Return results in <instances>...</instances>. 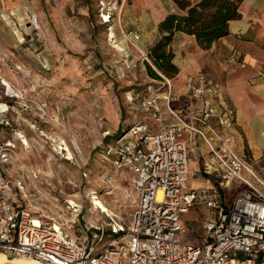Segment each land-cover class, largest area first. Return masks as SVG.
<instances>
[{
    "label": "rangeland",
    "instance_id": "374dc122",
    "mask_svg": "<svg viewBox=\"0 0 264 264\" xmlns=\"http://www.w3.org/2000/svg\"><path fill=\"white\" fill-rule=\"evenodd\" d=\"M142 1L0 0V149L9 157L4 165L12 183L22 185L17 197L29 209L64 221L72 217L67 205L74 200L87 221L98 209L97 190L109 213L130 218L133 184L103 150L108 135L135 121L141 95L154 82L152 71L158 73L152 54L164 33ZM244 2L246 32L210 48L192 36L174 44V37L171 47L173 61L196 65L187 74L205 70L219 81L238 112L237 148L264 179V142L251 125L253 119L264 123V8L246 9ZM129 31L140 38L126 36ZM233 55L234 63L228 60ZM174 77L183 95L178 81L186 75L179 68ZM191 103L182 96L176 107L186 111ZM110 174L113 183L106 180ZM241 191L231 189L229 201ZM211 214L202 206L183 214L182 240L205 241Z\"/></svg>",
    "mask_w": 264,
    "mask_h": 264
},
{
    "label": "built area",
    "instance_id": "2783aa9c",
    "mask_svg": "<svg viewBox=\"0 0 264 264\" xmlns=\"http://www.w3.org/2000/svg\"><path fill=\"white\" fill-rule=\"evenodd\" d=\"M126 36L140 38L136 31ZM125 61L133 62L128 51ZM158 73L141 95L135 121L104 144L105 159L133 184L130 218L98 208L86 221L74 200L64 221L29 209L0 149L1 253L46 264H124V258L129 264H264V179L233 144L235 110L222 100L216 78L201 70L183 84V93L199 104L183 112L175 106L181 94L174 77ZM194 135L207 147L200 171L213 178L200 188L188 183L198 172L190 167ZM106 180L113 183L114 175ZM233 188L242 191L229 201ZM197 206L212 213L205 241H183L182 215Z\"/></svg>",
    "mask_w": 264,
    "mask_h": 264
},
{
    "label": "trees",
    "instance_id": "16d2710c",
    "mask_svg": "<svg viewBox=\"0 0 264 264\" xmlns=\"http://www.w3.org/2000/svg\"><path fill=\"white\" fill-rule=\"evenodd\" d=\"M242 1L176 0L178 10L168 13L159 21V29L164 34L155 45L152 54L158 70L169 77H174L179 72V66L173 61L175 54L171 47L177 32L194 35L202 48H210L216 40L228 35L231 32L230 22L242 17L240 10ZM152 74L153 78L160 77L159 73L154 71ZM122 130L114 136L108 135L105 143Z\"/></svg>",
    "mask_w": 264,
    "mask_h": 264
},
{
    "label": "crops",
    "instance_id": "0c3cea01",
    "mask_svg": "<svg viewBox=\"0 0 264 264\" xmlns=\"http://www.w3.org/2000/svg\"><path fill=\"white\" fill-rule=\"evenodd\" d=\"M142 2L145 4L144 10H145L146 13H151V14L156 15L158 17L157 18L158 19L157 22L160 21L162 18H164L168 13L178 10V6L176 4V0H143ZM261 3H262V0H245L244 7L246 9L247 8L250 9V8H254V7H262V8H264V4H262V6H260ZM244 14H245V12H244ZM249 28H250V20L247 17V15H244L242 19L240 18V19H237V20H232L230 22L231 33L226 35V36H223V37L219 38L218 42L221 43V42L228 41V40L232 39L233 33H243V32H246ZM190 36H192L193 39L196 41L194 35H189V34H186L184 32L179 31V32H177L175 34V42H174V44L175 43H179L180 41H188V40H190ZM231 57H234V55L231 56ZM174 62L180 68V76L186 75V78L183 80V82L182 81L180 82V80L178 81L179 85H181V83H182V86H180V87L183 89V84H184L185 80L187 79V77L190 76V75L196 74L199 71L197 70L194 73L187 74L189 72L195 71L196 70V65L192 66L189 62L188 63L187 62L183 63L180 59H175ZM181 63H182V66H181ZM208 73H210V72H208ZM211 75H213V74H211ZM174 81H175V77H174ZM218 83H219V81H218ZM219 85H220V83H219ZM175 88L178 91V86L176 85V82H175ZM182 96H183V98H189L192 101L191 105L188 106L189 109L191 107L199 104L198 100H196V99H194L192 97L186 96L184 93H183V95H181V97ZM221 97H222V100H224V102L226 103V105H228L229 107H231V108H233L235 110L236 122H235V125L233 127V135H234L233 144H234L235 148L237 149V151L239 152V150L237 148V143H236V132H237V128L236 127H237V125H240L239 119H238V112H237V109H235L233 103L231 102L229 96L223 91V89H222V92H221ZM176 102H175V106H176ZM177 109H179V108H177ZM189 109H187L186 111L182 110V109H180V110H182L183 112H188ZM169 121H171V118L169 119ZM251 125H252V129L256 133V135H257V133H262L261 131L264 128V123L262 121L260 122V121H258V119L257 120L253 119V120H251ZM157 127H158V125L156 126V128ZM188 136L189 135H186V137H188ZM190 145H191V159H192L191 163H190V167L193 170L198 171V172L195 175H190L189 181L191 179H194L195 177H199L200 178V175H203L206 178L203 181H199V182L197 181L198 184H196V182H193L192 184H190L189 181H188V183H189L190 186H192L194 188H200V187L205 186V185H210L211 183H213V178L210 175L205 174V173L200 171V169L202 167V164H203V160H204V154L207 152V147L195 135L193 136V138H192V140L190 142Z\"/></svg>",
    "mask_w": 264,
    "mask_h": 264
},
{
    "label": "bare ground",
    "instance_id": "6f19581e",
    "mask_svg": "<svg viewBox=\"0 0 264 264\" xmlns=\"http://www.w3.org/2000/svg\"><path fill=\"white\" fill-rule=\"evenodd\" d=\"M113 33L114 32L112 31L111 34L113 35ZM118 46L121 47V45H118ZM8 87L10 88L11 85L9 84ZM256 136L259 141L264 142V133L263 134L257 133ZM70 154H71V151H70ZM94 194L95 195H93V197H95V205L98 206V208H102L103 211H107V212L111 211L108 205L105 203V201H103L102 199H99L96 192ZM110 214H114V213L110 212ZM0 264H46V263L37 261L35 259L24 258V257H8L4 253L0 252Z\"/></svg>",
    "mask_w": 264,
    "mask_h": 264
}]
</instances>
